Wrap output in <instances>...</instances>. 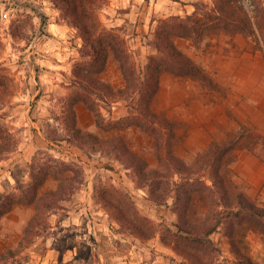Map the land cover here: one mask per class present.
Segmentation results:
<instances>
[{
    "label": "rangeland",
    "instance_id": "1",
    "mask_svg": "<svg viewBox=\"0 0 264 264\" xmlns=\"http://www.w3.org/2000/svg\"><path fill=\"white\" fill-rule=\"evenodd\" d=\"M218 0H107L99 9L103 23L118 29L127 40L137 64L144 68L156 52L153 39L158 22L170 16L202 14ZM251 15L250 0H237ZM206 12V11H205ZM82 37L64 16L55 0H0V79L9 97L0 110V121L17 139V147L0 160V202L31 181L30 164L50 156L74 161L82 170L79 188L48 215L40 235L21 242L32 204L17 203L0 217V264H182L183 258L165 246L158 235L144 239L123 227L101 200V191L113 185L126 193L139 212L155 223L178 220L177 202L153 201L146 186H137L133 172L112 155L81 149L71 143L52 142L50 129H61L71 104L74 70L81 55ZM180 48L198 63L216 88L191 77L163 73L153 108L175 121L173 150L187 164L213 145L233 147L220 172L228 183L245 192L236 164L239 154H255L264 160V31L253 34L203 33L200 37L177 38ZM101 77L116 88L124 79L114 59ZM105 119L116 120L128 113L124 100L100 103ZM78 124L107 137L95 115L74 104ZM50 123L46 126L45 123ZM132 147L144 154L151 167H158L152 138L135 128H119ZM200 169L195 180L212 183V170ZM172 179H178L174 175ZM171 179V180H172ZM51 174L39 193L57 186ZM246 193V192H245ZM247 194L264 206V195ZM221 247V260H234L224 231L214 232ZM237 238L252 264H264V233L241 228ZM29 240V239H28Z\"/></svg>",
    "mask_w": 264,
    "mask_h": 264
},
{
    "label": "trees",
    "instance_id": "2",
    "mask_svg": "<svg viewBox=\"0 0 264 264\" xmlns=\"http://www.w3.org/2000/svg\"><path fill=\"white\" fill-rule=\"evenodd\" d=\"M106 1L55 0L65 18L78 29L83 40L81 55L85 58L74 70L72 83L75 89L70 96L64 126L51 128L48 139L112 155L121 165L132 170L136 185L146 186L150 198L156 203L165 204L169 197H175L180 202L177 205L178 220L166 224L155 223L141 214L130 197L119 188L112 185L101 191L104 206L123 227L144 239L158 235L165 246L183 258L182 264H252L251 258L242 251L237 236L243 227L264 233V206L257 204L244 191L233 188L220 172L232 143L225 147L215 143L193 164H187L173 150L177 123L154 110L153 101L163 73L191 77L216 88L205 70L180 48L176 39L200 37L210 32L253 34L258 29L264 31V0H250L251 15L241 10L237 0H218L213 9L202 14L196 10L186 17L160 19L152 42L156 52L149 55L144 68L137 64L126 38L118 29L101 20L98 11ZM111 59L116 61L124 79V85L118 88L101 77ZM4 85L0 79V110L9 101L2 89ZM120 99L128 106L127 115L116 120L105 119L100 103L111 105ZM74 104H82L92 111L99 127L117 132L101 137L84 130L78 124ZM127 127L152 138L158 167H151L146 156L136 151L129 138L120 133L119 128ZM16 147L17 139L0 121V160ZM49 157L37 165L32 162L29 166L31 181L19 187V195L12 193L0 202V217L17 203L34 207L20 243L40 235L48 215L61 206L60 202L73 194L82 182V170L77 163ZM207 164L211 167L213 181L201 185L195 180L200 170L197 167ZM50 174L58 181L56 188L39 193L40 186ZM174 175H178V179H172ZM221 228L235 255L234 260L225 258V263L220 258V245L211 236Z\"/></svg>",
    "mask_w": 264,
    "mask_h": 264
},
{
    "label": "crops",
    "instance_id": "3",
    "mask_svg": "<svg viewBox=\"0 0 264 264\" xmlns=\"http://www.w3.org/2000/svg\"><path fill=\"white\" fill-rule=\"evenodd\" d=\"M236 164L241 167L237 175L244 179L245 192L253 197L257 191L264 195V160L255 154L241 153L237 156Z\"/></svg>",
    "mask_w": 264,
    "mask_h": 264
}]
</instances>
